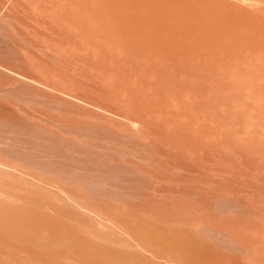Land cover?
<instances>
[{
    "label": "bare ground",
    "instance_id": "6f19581e",
    "mask_svg": "<svg viewBox=\"0 0 264 264\" xmlns=\"http://www.w3.org/2000/svg\"><path fill=\"white\" fill-rule=\"evenodd\" d=\"M0 264H264V0H0Z\"/></svg>",
    "mask_w": 264,
    "mask_h": 264
}]
</instances>
